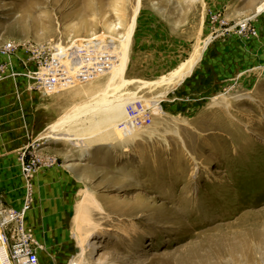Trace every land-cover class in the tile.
Segmentation results:
<instances>
[{"label":"rangeland","instance_id":"obj_1","mask_svg":"<svg viewBox=\"0 0 264 264\" xmlns=\"http://www.w3.org/2000/svg\"><path fill=\"white\" fill-rule=\"evenodd\" d=\"M138 1L0 0V192L25 198L32 169L41 264H264V0H140L126 85L102 100ZM122 101L149 124L45 133Z\"/></svg>","mask_w":264,"mask_h":264},{"label":"bare ground","instance_id":"obj_2","mask_svg":"<svg viewBox=\"0 0 264 264\" xmlns=\"http://www.w3.org/2000/svg\"><path fill=\"white\" fill-rule=\"evenodd\" d=\"M140 7H141V1L139 0L137 9L135 11L133 22L129 24L130 26L127 25V28H128L127 37L125 38V41L120 46L122 48V54L120 55V61L118 65L115 67V69L113 70L112 74L109 76L110 78L102 90V93H101L102 100H109L113 96L114 93L112 92L114 90L119 91L126 85L124 74L127 69L128 62H129V47H130L132 36L134 34V30L136 27V18L138 16ZM120 25L124 26V22H120ZM108 30H113V26L108 27ZM200 59H201V53L199 52L198 49H196L193 55L191 56V58L186 63H183L180 66V70L178 69L179 75L177 76L176 74L177 78H175L177 84H181L184 81L188 72L194 69L195 64ZM117 79H119V87H115V83ZM165 95L166 93L162 94L160 97H164ZM137 102H140L145 108L147 105H149L148 102L122 101L120 105L113 108V106H105V107L99 106L98 103L96 102H94L93 104H90V102H86L80 107L76 106L74 110H71L70 113L66 114L58 122L51 125L47 129V131H45V133L51 136L55 134H61V135H65L66 139H71L73 137H76L75 135L91 136L96 132L104 131V133L106 132L105 135H102L101 139L98 142H106L107 138H109L110 136H113L114 133L122 134L124 130L123 124L128 123L126 121L134 117L133 114L131 113V109L134 107L133 105H135ZM95 123L98 124V129L88 130L87 134H85L84 132H81L83 131L85 124L86 125L88 124L89 125L88 127H90V125H94ZM65 137H60L63 139H59V140H66ZM86 148L88 147L86 146ZM85 152H86V149H83L82 154H84ZM88 235L92 236V231H91V234L89 233ZM91 248L93 249V251H95L96 249H99L101 247L91 245ZM4 249L7 253V250L5 247ZM7 254H2V252L0 251V264H11L10 262H7L6 260ZM97 263L103 264L102 260L97 261ZM71 264H80V263L71 262Z\"/></svg>","mask_w":264,"mask_h":264},{"label":"built area","instance_id":"obj_3","mask_svg":"<svg viewBox=\"0 0 264 264\" xmlns=\"http://www.w3.org/2000/svg\"><path fill=\"white\" fill-rule=\"evenodd\" d=\"M79 60L76 59L75 62H80ZM81 63L83 64V61ZM56 83L57 79L53 77L50 85ZM133 106L131 113L134 116L135 127L141 128L148 125L151 111L143 107L140 102ZM32 173V169H24L23 172L29 186L23 207L20 210H0V244L6 248L8 253L6 260L11 264H41L39 250L33 244L35 235L27 225V216L33 200L30 180Z\"/></svg>","mask_w":264,"mask_h":264},{"label":"crops","instance_id":"obj_4","mask_svg":"<svg viewBox=\"0 0 264 264\" xmlns=\"http://www.w3.org/2000/svg\"><path fill=\"white\" fill-rule=\"evenodd\" d=\"M213 65L215 66L216 64L214 63ZM215 71L217 72V70H215ZM13 114H15L17 116L16 119H19V117H18L19 113L16 112ZM0 115H1V112H0ZM4 187H5V190H2L0 192V210H3V209L20 210L23 207V204L25 201L24 195L22 193H17V194L12 195L10 193L12 188L10 187L9 184H7ZM30 213H31V210L28 213L27 221H28V217H29ZM42 224H43V221H42Z\"/></svg>","mask_w":264,"mask_h":264}]
</instances>
